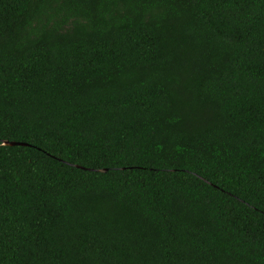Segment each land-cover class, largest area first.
<instances>
[{
  "label": "trees",
  "instance_id": "trees-1",
  "mask_svg": "<svg viewBox=\"0 0 264 264\" xmlns=\"http://www.w3.org/2000/svg\"><path fill=\"white\" fill-rule=\"evenodd\" d=\"M0 264H264V0H0Z\"/></svg>",
  "mask_w": 264,
  "mask_h": 264
},
{
  "label": "water",
  "instance_id": "water-1",
  "mask_svg": "<svg viewBox=\"0 0 264 264\" xmlns=\"http://www.w3.org/2000/svg\"><path fill=\"white\" fill-rule=\"evenodd\" d=\"M13 145H22V144H13Z\"/></svg>",
  "mask_w": 264,
  "mask_h": 264
}]
</instances>
